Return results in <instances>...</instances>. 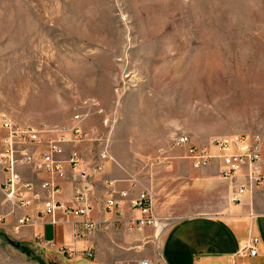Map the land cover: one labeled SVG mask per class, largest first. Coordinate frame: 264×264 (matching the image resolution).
Here are the masks:
<instances>
[{
  "label": "rangeland",
  "instance_id": "1",
  "mask_svg": "<svg viewBox=\"0 0 264 264\" xmlns=\"http://www.w3.org/2000/svg\"><path fill=\"white\" fill-rule=\"evenodd\" d=\"M88 99L83 151L162 201L174 136L264 138V0H0V113L51 128Z\"/></svg>",
  "mask_w": 264,
  "mask_h": 264
},
{
  "label": "crops",
  "instance_id": "2",
  "mask_svg": "<svg viewBox=\"0 0 264 264\" xmlns=\"http://www.w3.org/2000/svg\"><path fill=\"white\" fill-rule=\"evenodd\" d=\"M1 131L0 149L5 135ZM42 149L38 146L37 150H31L40 153ZM84 149V144L68 146L65 159L75 151L89 164L96 163L98 157H88ZM261 151L264 156V148ZM184 157L180 156L185 160ZM171 165L167 175L148 172L154 176L152 188L159 187L163 194L162 201L145 187L153 196L156 215L169 222L158 238L150 227L123 230L114 217L104 212L107 183L116 181L123 189L135 177L118 165L101 163L102 171L95 179L93 193L92 219L97 229L89 238L76 237L80 219L61 213L54 219L36 220L34 225L17 231L16 221L24 212L8 203L0 191V264H139L143 260L153 264H264V182L234 202L233 191L244 186L247 170L226 180L220 176L222 164L218 159L200 170H194L186 160ZM66 167L67 179L60 200L68 205L73 199V181L68 164ZM261 172L264 176V167ZM26 173L31 174V178ZM21 174L24 180L37 181L28 167L23 166ZM4 178L0 168V186ZM159 203H163L164 209ZM38 209L39 205L33 206L27 212L35 217ZM253 238L258 239L255 256L244 250ZM45 242L52 245L46 246ZM89 249L92 258L84 254Z\"/></svg>",
  "mask_w": 264,
  "mask_h": 264
},
{
  "label": "built area",
  "instance_id": "3",
  "mask_svg": "<svg viewBox=\"0 0 264 264\" xmlns=\"http://www.w3.org/2000/svg\"><path fill=\"white\" fill-rule=\"evenodd\" d=\"M78 107V113L66 124L51 128L29 123L18 124L8 113H0V124L5 132L0 149V168L5 178L0 191L8 203L24 212V216L16 221L17 231L24 226L34 225L36 220L54 219L58 213L80 219L76 230V237L79 239L89 238L97 229L96 222L92 219L95 211V179L102 171L101 163L113 158L105 145L96 163L89 164L75 151L65 159L68 146L96 143L100 140L96 136L97 129L88 131L85 120L92 113L102 116L104 109L97 100L92 99L81 101ZM38 146L43 148L40 153L31 150H37ZM170 147L185 150L184 159L191 163L194 170L209 167L214 159L220 160V176L226 180L234 179L247 170L246 183L233 191L234 202L264 182L261 172L264 167V156L261 153L264 138L244 135L214 136L207 146L195 147L191 144L190 135L184 133L174 136ZM214 149L217 150L216 153L212 151ZM67 164L73 181V199L68 205L60 200L63 183L67 179ZM163 164L170 168V157L165 158ZM23 166L32 170L37 178L36 182L22 179ZM105 195L103 210L116 219L121 229L150 227L158 238L168 228L169 224L156 215L153 209L151 192L137 180H130L127 188L123 189L116 185V181L108 182ZM38 205L35 217L27 212L29 208ZM257 243V238L251 239L244 250L252 256L257 255ZM45 245L52 244L45 242ZM84 254L88 258L93 257L90 249ZM139 264L153 263L143 260Z\"/></svg>",
  "mask_w": 264,
  "mask_h": 264
},
{
  "label": "water",
  "instance_id": "4",
  "mask_svg": "<svg viewBox=\"0 0 264 264\" xmlns=\"http://www.w3.org/2000/svg\"><path fill=\"white\" fill-rule=\"evenodd\" d=\"M13 245H15L17 248H19L20 247V245L19 244H17V243H15V242H12V241H10Z\"/></svg>",
  "mask_w": 264,
  "mask_h": 264
},
{
  "label": "trees",
  "instance_id": "5",
  "mask_svg": "<svg viewBox=\"0 0 264 264\" xmlns=\"http://www.w3.org/2000/svg\"><path fill=\"white\" fill-rule=\"evenodd\" d=\"M41 264H43V262H41Z\"/></svg>",
  "mask_w": 264,
  "mask_h": 264
}]
</instances>
